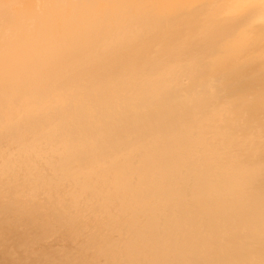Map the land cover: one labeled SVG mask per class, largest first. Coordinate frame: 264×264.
<instances>
[{
	"label": "bare ground",
	"instance_id": "6f19581e",
	"mask_svg": "<svg viewBox=\"0 0 264 264\" xmlns=\"http://www.w3.org/2000/svg\"><path fill=\"white\" fill-rule=\"evenodd\" d=\"M0 264H264L260 0H0Z\"/></svg>",
	"mask_w": 264,
	"mask_h": 264
},
{
	"label": "snow or ice",
	"instance_id": "6c2138e0",
	"mask_svg": "<svg viewBox=\"0 0 264 264\" xmlns=\"http://www.w3.org/2000/svg\"><path fill=\"white\" fill-rule=\"evenodd\" d=\"M229 2H233V0H229ZM261 6L264 7V0H260ZM215 3L211 4L210 7L214 6Z\"/></svg>",
	"mask_w": 264,
	"mask_h": 264
}]
</instances>
